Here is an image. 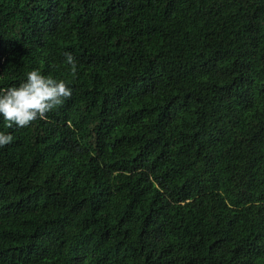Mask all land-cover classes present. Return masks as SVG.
I'll return each mask as SVG.
<instances>
[{
	"label": "trees",
	"instance_id": "16d2710c",
	"mask_svg": "<svg viewBox=\"0 0 264 264\" xmlns=\"http://www.w3.org/2000/svg\"><path fill=\"white\" fill-rule=\"evenodd\" d=\"M33 68L73 93L0 119V264H264V0H0Z\"/></svg>",
	"mask_w": 264,
	"mask_h": 264
},
{
	"label": "clouds",
	"instance_id": "9594fccd",
	"mask_svg": "<svg viewBox=\"0 0 264 264\" xmlns=\"http://www.w3.org/2000/svg\"><path fill=\"white\" fill-rule=\"evenodd\" d=\"M63 64L73 68L76 59L64 53ZM73 89L62 78L57 79L33 68L18 84L0 88V119L9 128H27L36 120H43L72 96ZM13 141L11 132L0 130V147Z\"/></svg>",
	"mask_w": 264,
	"mask_h": 264
}]
</instances>
